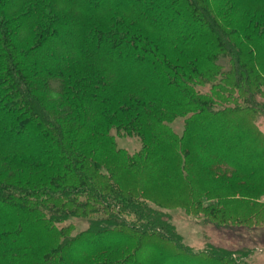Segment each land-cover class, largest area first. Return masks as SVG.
Masks as SVG:
<instances>
[{"label":"trees","instance_id":"1","mask_svg":"<svg viewBox=\"0 0 264 264\" xmlns=\"http://www.w3.org/2000/svg\"><path fill=\"white\" fill-rule=\"evenodd\" d=\"M263 46L258 0H0V166L22 176L0 178V264H241L154 208L260 222Z\"/></svg>","mask_w":264,"mask_h":264},{"label":"rangeland","instance_id":"2","mask_svg":"<svg viewBox=\"0 0 264 264\" xmlns=\"http://www.w3.org/2000/svg\"><path fill=\"white\" fill-rule=\"evenodd\" d=\"M258 1L259 4H264V0ZM260 51L261 57L259 59V65L263 70L264 46ZM200 92L209 93V86L206 85L201 87ZM261 96L264 97V95L257 94L254 98L256 101L260 102L262 99ZM54 111L56 110L53 109V112ZM59 117L61 118L62 116H58V118ZM256 126L260 132L264 134V115H262V117L257 116ZM169 128L174 134L180 135L183 129V120H174L169 124ZM109 137L111 138L114 149L117 152L124 153L129 158H132L142 150V140L136 134L127 135L123 133V131L112 129L109 132ZM23 177L26 178V180L32 179L30 177ZM0 178H9L8 180L14 183L16 180L21 179L22 176L12 173L0 166ZM240 188L253 194L260 191V188L256 186H248L245 184L241 185ZM258 203H260V205L264 204V196L259 199ZM154 209L166 215L169 222L174 226L176 233L182 238L183 245L190 248L193 253H200L212 247L232 252L234 255H237L241 264H264V216H258V221L260 222L255 226L250 225L251 227L248 228H233L228 226L222 227L211 221H205L201 215L189 216L182 209ZM66 217V221L58 224L57 227L60 229L66 228V232L70 237H75L87 230L88 219L74 217L72 212H68ZM254 221H256V219H254ZM75 253L76 251L73 252V254Z\"/></svg>","mask_w":264,"mask_h":264}]
</instances>
